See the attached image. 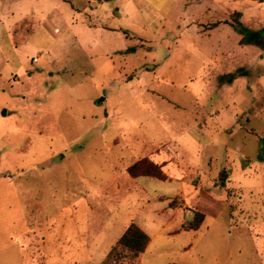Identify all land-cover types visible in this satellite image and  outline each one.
I'll return each mask as SVG.
<instances>
[{"label":"rangeland","instance_id":"obj_1","mask_svg":"<svg viewBox=\"0 0 264 264\" xmlns=\"http://www.w3.org/2000/svg\"><path fill=\"white\" fill-rule=\"evenodd\" d=\"M19 1L0 6V236L18 229L20 193L30 207L37 193L57 202L82 196L110 215L137 209L144 219L140 224L152 237L146 254L131 260L124 250L119 264H264V55L254 44L239 43L228 25L239 11L249 31L245 39L264 34V0H134L120 16L111 14L113 6L101 8L102 0L86 6V0H55L62 16L57 25L48 1ZM72 11L88 30L63 28ZM46 18L61 32L52 36ZM109 26L125 33L107 38L101 31ZM198 65L213 90L201 93L193 109ZM142 72L146 82L137 84ZM233 90L244 97L230 99ZM209 91L227 96L225 114L232 118L224 131L211 134L214 146L207 144L206 153L212 158L190 164L182 188L175 179L131 180L127 167L150 158L140 146L158 151L172 145L167 153L174 154L179 130L198 135L195 111L220 106L208 101ZM199 135L206 144L210 134ZM167 205L173 212L154 213ZM195 209L204 218L196 229H185ZM42 215L26 212L21 245L37 226L29 250L50 264L40 248Z\"/></svg>","mask_w":264,"mask_h":264},{"label":"crops","instance_id":"obj_2","mask_svg":"<svg viewBox=\"0 0 264 264\" xmlns=\"http://www.w3.org/2000/svg\"><path fill=\"white\" fill-rule=\"evenodd\" d=\"M12 7V5L19 4V0H0V6L3 5V2ZM48 1L51 5L52 12L55 11V25H57L56 20L57 18L62 19L61 15L56 13V5L57 2L55 0H44ZM65 1V0H61ZM83 3L85 6L87 4ZM108 1L113 0H102L100 3L101 8L109 9L110 6L115 7L116 10H112L111 14L114 15L115 12L118 13L117 16L122 15L123 12H127L124 10H128L127 6L130 5V9L132 4L135 5L134 0H127L126 3H124L123 7L118 4H112L108 5ZM70 6L72 5L69 3ZM126 4H128L126 6ZM14 8V7H13ZM7 11H11V8ZM48 13V12H47ZM48 15V14H47ZM49 16V15H48ZM82 16V15H81ZM3 18V17H2ZM68 23L67 24H61L63 25V28H73L76 32L79 30L84 31L85 29L88 30V27L83 28V25L80 23L79 20H82L80 18V15H75L72 11V14L67 17ZM47 20V21H46ZM38 23L41 24L42 21L37 20ZM51 19L46 18L44 20V24L46 22L50 23ZM18 21L14 22L16 25ZM62 22V21H61ZM66 22V21H65ZM60 23V20H59ZM24 24L22 21H20V25ZM77 25L74 27V25ZM229 25V22H228ZM230 26V25H229ZM50 31L52 36H55L56 33H60L59 29L54 26L49 25L48 23L46 26ZM231 27V26H230ZM232 28V27H231ZM233 29V28H232ZM47 30V29H46ZM48 31V30H47ZM122 31H124L121 27H111L109 26L108 29H104L101 32L106 36L107 38L114 36H120V34H124ZM100 33V34H102ZM124 39H126L124 37ZM109 41H111L109 39ZM113 41V40H112ZM196 47V46H195ZM127 50L131 51V47H127ZM41 50H38L36 52H40ZM106 58L108 59L109 55L105 53ZM218 63H215L217 65ZM199 71L197 72V76H193L194 84L192 82L193 87H197V95H195V98L193 99V109L196 106V100L200 101L202 99V94L204 92H207L208 87L210 90H213L212 87H210V84L208 85L206 81L208 79H204L202 74H204V70L200 69L201 66L198 65L197 67ZM145 72L148 70H144ZM149 72V71H148ZM226 73H222V75H225ZM137 75V74H136ZM135 75V76H136ZM144 75L143 72L138 77L136 76H128L131 78H128V81H130L133 77L134 81L137 79V84L141 81H144ZM264 75V73L262 74ZM193 81V80H192ZM146 85H148L146 83ZM146 88L144 89V92H146ZM141 92L142 89H139ZM203 91V92H202ZM210 96L207 97L208 101L212 102L213 99H216L219 101L220 106L217 107V104L210 107L208 110H204L205 107H202V111L198 112L195 111L194 120L192 122L193 126L198 125V135H196L194 132L188 133L187 131L179 130L178 133L175 136L174 142H176L175 148H177V152L167 153L168 148L172 145L163 146L162 149L158 151H152V147L150 146L145 150L143 146H140L141 148L138 150V152H144L146 155H149L150 159L159 163L162 168V172L167 176L166 180H178L181 183V188L183 187L182 180L186 176V171L188 170V166L190 164H196L200 163L201 159L205 156L208 158H212L211 154L209 152L206 153L207 146H214V140L215 137L212 136L213 132L216 131H224L225 127L227 125H230L232 122V118L229 117V113L225 114V110L227 109V105L229 103L226 102L225 94L219 95L218 93H210ZM245 92V91H244ZM217 95V97H216ZM235 96L237 100L239 98L244 97L243 94L241 95L237 90L231 91V95H229L230 99ZM224 102V104H222ZM199 103V102H198ZM232 103V101H231ZM233 104V103H232ZM199 107V105H198ZM201 107V106H200ZM205 131L210 134V136L206 139V144H201L200 132ZM180 133H187L180 134ZM172 137V136H171ZM170 137V138H171ZM174 137V136H173ZM209 144V145H207ZM209 146V147H210ZM167 148V149H166ZM211 156V157H210ZM139 177H150V176H137V177H131V180H134L135 178ZM154 178V177H152ZM158 179V178H156ZM112 180L117 181V174L112 177ZM160 180V179H158ZM164 181V180H161ZM135 183V181H133ZM41 189V188H39ZM39 189L36 191L38 192ZM120 184L117 183L116 186V193L121 192ZM141 191L144 193L146 192V189L141 185L138 187ZM114 191V192H115ZM71 192H69L70 194ZM181 193V192H180ZM38 194V195H37ZM34 196L33 204L26 205L27 197H24L26 195H22V193L18 194L17 196V206L16 208L22 213L20 221L17 222L18 229L13 232L10 236H6L5 239H3V236H0V264H42L40 262L41 258L38 257V253L34 251L29 250V241L28 237L32 236V230H36V228L29 229L30 231L27 234V241L22 246V235L23 229L25 226V217L26 212L32 210L33 212H43V222H41L42 226L40 227V230L45 235V238L40 239V248L41 253L44 254V260L50 261V264H99L102 262L109 251L112 244L115 243V241L118 239V237L122 234L123 230L131 223H135L138 225L141 229L142 226L140 223L144 220L143 218L140 219V215L138 214L137 209H129L128 212L124 215H110L109 211L105 209L104 207L101 208V206H90L87 203H83L81 201L82 196L76 200L73 199L72 195H67V191H65V196L70 197L69 199L64 200V202H57L54 196H50V198L44 199L41 197V194L37 193ZM37 197V198H36ZM163 196L157 195L156 200H161ZM85 201V199H83ZM167 209L172 210V207L165 206L160 208H155L154 213L157 215H164L167 213ZM196 210V209H195ZM169 218L171 215H168ZM45 217V218H44ZM170 221V220H169ZM49 224L50 227L47 229H44L43 225ZM48 226V225H47ZM45 230V231H43ZM184 230V229H182ZM177 229L168 231L167 234H172L176 232ZM3 232V231H2ZM147 233V232H146ZM148 234V233H147ZM26 235V234H25ZM149 235V234H148ZM150 237V240L144 249L143 252H141L136 260L138 258H142L144 254H146L147 249L152 242V237Z\"/></svg>","mask_w":264,"mask_h":264},{"label":"trees","instance_id":"obj_3","mask_svg":"<svg viewBox=\"0 0 264 264\" xmlns=\"http://www.w3.org/2000/svg\"><path fill=\"white\" fill-rule=\"evenodd\" d=\"M263 1V0H261ZM241 13L235 11L231 14L229 25L233 30L238 33L241 37L239 43H250L258 46L261 49V55H264V34L258 32H252V36L249 39H245L244 33H249L248 28L245 27L240 21ZM218 22H213L212 27L216 26ZM132 50V49H131ZM130 51V50H129ZM244 72V71H243ZM239 71L238 75L243 74ZM224 77H226L224 75ZM131 78V77H128ZM232 75H229V79ZM126 172L131 177L137 176H150L158 178L160 180H166L167 176L162 172L161 165L150 158H141L130 164ZM223 183V179L221 180ZM204 218V214L201 211L193 210V218L190 219L185 225V229H196ZM150 240L149 235L141 229L138 225L131 222L118 237L114 244L110 247L104 260L101 264H116L119 259L126 258L127 255L124 250L129 253L128 257L134 260L138 255L144 251ZM119 264V263H118ZM180 264V263H171Z\"/></svg>","mask_w":264,"mask_h":264},{"label":"water","instance_id":"obj_4","mask_svg":"<svg viewBox=\"0 0 264 264\" xmlns=\"http://www.w3.org/2000/svg\"><path fill=\"white\" fill-rule=\"evenodd\" d=\"M98 101H100V99H99ZM98 101H97V102H98ZM1 114H2V115L5 114V109H3V110L1 111Z\"/></svg>","mask_w":264,"mask_h":264}]
</instances>
